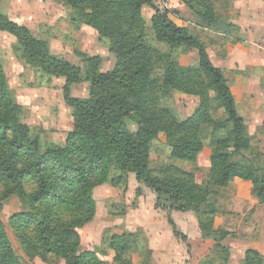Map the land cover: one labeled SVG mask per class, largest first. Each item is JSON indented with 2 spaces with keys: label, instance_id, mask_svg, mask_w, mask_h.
Masks as SVG:
<instances>
[{
  "label": "trees",
  "instance_id": "obj_1",
  "mask_svg": "<svg viewBox=\"0 0 264 264\" xmlns=\"http://www.w3.org/2000/svg\"><path fill=\"white\" fill-rule=\"evenodd\" d=\"M2 0H0L1 3ZM72 11L71 20L85 24L101 37L111 39L112 69L100 71L101 57L76 51L85 62L84 79L89 82L86 99L71 97L69 87L82 79V70L50 52L46 39L10 19L0 8V31L17 43L15 55L47 76L64 77V101L76 114L62 150L42 141L22 123L23 107L14 101L0 62V200L19 195L30 210L10 217V226L30 258L63 259L65 264H105L96 252H80L78 230L95 215L93 189L102 184L119 185L126 173L150 188L156 206L211 216L218 210L211 183L226 186L231 179L250 181L258 202L264 203V158L255 152L244 118L220 67L215 66L206 45L185 26L170 17V10L151 0H62ZM144 5L156 41L146 42ZM185 5L202 28L229 27L216 12L213 0H189ZM226 25V26H225ZM181 46L194 48L198 65L182 66ZM159 76L154 77V70ZM171 92L197 98L193 113L178 119L168 105ZM223 115L210 112L211 101ZM135 113L138 129L130 136L125 117ZM162 132L172 159L194 163L206 143L213 145L207 179L199 184L193 171L150 160L156 134ZM239 156V161L231 157ZM112 170L121 172L113 176ZM174 236L185 238L169 219ZM134 233L124 232L108 239L115 264H132L130 250ZM229 249L222 246L198 264H228ZM0 264H22L0 220ZM241 264H262L261 253L244 252Z\"/></svg>",
  "mask_w": 264,
  "mask_h": 264
},
{
  "label": "rangeland",
  "instance_id": "obj_2",
  "mask_svg": "<svg viewBox=\"0 0 264 264\" xmlns=\"http://www.w3.org/2000/svg\"><path fill=\"white\" fill-rule=\"evenodd\" d=\"M151 1L153 6L160 9L169 4L167 0ZM213 3L217 14L226 22L238 12L232 6L233 3L235 5L233 0H213ZM0 8L10 19L26 26L34 35L46 39L53 56L63 58L82 70V79L69 87L71 97L86 99L89 93V82L84 79L85 62L76 51L88 56H100L102 72L114 67L115 59L109 50L112 40L101 37L85 24L74 23L71 20L72 11L62 0H2ZM187 9L189 16L181 17L187 20V27L196 36L206 39L202 43L206 45L207 51L211 50L208 54L211 55L209 57L212 63L217 67L221 66L223 70L236 100L237 110L247 125L252 146L264 158V66L249 64L243 68L244 65L240 67L239 63H234L230 58L222 61L217 56L226 51V44L243 42L240 38L245 36L244 32L225 27L224 32H221L225 35L216 36L200 30L202 27ZM170 11L171 14L180 16L174 10ZM152 14V7L144 5L142 15L145 20V40L162 48L151 27ZM196 40L201 42L197 38ZM16 47L15 38L0 31V62L14 101L23 107V126L42 141L62 150L68 134L75 129L77 117L75 110L64 101L65 78L47 76L31 68L23 59L16 57ZM177 53L182 66L198 65L196 49L181 46ZM238 60H241V55ZM153 75L159 76L157 68ZM246 78L251 80L245 82ZM171 94L172 99L168 105L178 119H184L193 113L198 103L195 96L178 92ZM210 112L215 117L223 115L222 109L213 100ZM124 122L130 136L135 138L138 129L136 114H129ZM212 151L213 145L206 143L194 163L172 159L169 157L164 134L159 132L152 144L150 160L153 166L170 164L193 171L195 181L202 184L207 179ZM240 159L239 156L231 157L232 161ZM111 173L115 176L121 172L112 170ZM209 188L214 193L218 212L202 216L157 207L155 193L137 182L132 173H126L124 181L119 185L96 186L93 189L95 215L78 230L79 250L94 251L105 264H115L108 239L113 235L130 232L134 233L136 242L130 250L132 264H198L204 256L215 255L222 246L229 249L228 264H241L245 250L256 249L254 245L261 249V262L264 264V203L258 202L253 195L251 182L233 178L226 186L211 183ZM29 210L28 201L19 195L0 200V220L5 225L22 264H65L63 259L47 262L25 254L9 221L11 216ZM169 219L185 238L173 235ZM216 223H220L219 226Z\"/></svg>",
  "mask_w": 264,
  "mask_h": 264
},
{
  "label": "crops",
  "instance_id": "obj_3",
  "mask_svg": "<svg viewBox=\"0 0 264 264\" xmlns=\"http://www.w3.org/2000/svg\"><path fill=\"white\" fill-rule=\"evenodd\" d=\"M169 2L165 7L168 10H174L180 16H176L174 14H169V17L179 26L187 27V20L185 21L183 17L189 16L188 7L185 3L189 0H167ZM235 1V5L232 4L237 9V13L235 16L228 18L231 25H233L232 29H236L237 31L244 32L245 36L240 38L243 42H237L236 44H226V51L220 53L217 57L222 61L227 59H232L234 63H239L241 65H262L264 66V0H233ZM263 1V2H262ZM262 2V3H261ZM187 7V8H186ZM188 19V18H186ZM188 28V27H187ZM225 28V27H224ZM224 28H217L209 30L208 28H200V30H204L205 32H209L213 35H225ZM192 36L199 39L201 42H206L203 36L195 35V33L188 28ZM221 47V46H218ZM210 49H208V53L210 54ZM241 55V60H238V57ZM211 56V55H209ZM237 56V57H236ZM212 61V60H211ZM219 67V66H218ZM221 67V66H220ZM251 79H247L249 81ZM244 84V82H243ZM237 179V178H234ZM220 223H216V226H219ZM256 250L262 252L258 246L254 245Z\"/></svg>",
  "mask_w": 264,
  "mask_h": 264
}]
</instances>
